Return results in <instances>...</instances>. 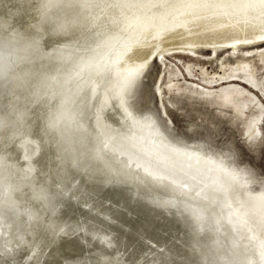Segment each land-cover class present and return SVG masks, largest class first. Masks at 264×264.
<instances>
[{"label": "rangeland", "instance_id": "rangeland-1", "mask_svg": "<svg viewBox=\"0 0 264 264\" xmlns=\"http://www.w3.org/2000/svg\"><path fill=\"white\" fill-rule=\"evenodd\" d=\"M218 1H220V0H216V1L214 0L213 3L216 4ZM172 2H173V0H172ZM177 3H181V2L178 0H175L173 2V5L177 4ZM38 4H39V0H0V26H2L4 29L7 30L6 33L3 34L2 43L7 44V41L11 40L13 37H16L17 40L19 41V42H14L13 45L8 46L7 48L0 47V56L5 55L7 57H11L14 54L13 52H18L15 50H21V52H23L22 57L26 55V53L28 52V51H25L27 41L22 39L21 37L23 36L24 33H26L29 30L30 25L41 23L40 20H42V17L40 16V13L37 11ZM173 5H172V7L171 6L170 7L165 6V8L163 7L164 9L161 8L160 9L161 11H159V13L161 12L160 15H158L159 14L158 13L155 16H153V15H151V13H149L148 17L146 16L147 18H144V19H142V18L145 16V15H143V13L147 12L146 9H142V10L132 9L131 13H128L129 10L126 9L125 12L128 13L129 18L133 16L132 15L133 13H136L137 16H140L141 19L139 18L138 20L142 22L141 23V24H143L142 28H144L145 26L148 27V35L147 36H148V39H149V37H152L151 39H153V42L151 43V45L153 46V45L161 44L160 41L165 39V37H167V36L169 37V35H167V34H163V35L161 34V36H159L160 35L159 31H160L161 27L165 28V29L161 28V31L166 30L165 32H168L167 31L168 29L169 30L171 29L169 32H174L176 29L177 31H175L174 33L179 32V33H184V34H187V33L189 34V32L191 33L192 31L193 32L195 31V29H194L195 25H194V28H190V27H187L186 25H184L185 22L191 21V19L192 20L194 19L193 18V12H192V14H190L191 11L187 12L188 10H186V9L183 10V7H182V11H180L178 9L175 11L174 8H176L177 6H175V5L173 6ZM166 7H168V8H166ZM216 7L218 8V5ZM169 8H171L170 9L171 11L169 10ZM172 8H173V10H172ZM166 9H167V11H165ZM55 11H56L55 9H52V12H50V14H53V12H55ZM110 11L111 10H109V12ZM153 11H155V10L153 9ZM162 12H164V15L162 14ZM166 12H169V14ZM137 13L140 15H138ZM93 14L95 17L99 18V19L93 20V23H96V24H98L100 22L103 23L102 21L105 20V18H106V13H102V12L100 13L99 10H93ZM117 15L120 17V19L122 18V16H120L119 13H117ZM149 15L151 16V18L149 17ZM263 15H264V13H263ZM147 19L149 22L147 21ZM155 19H157V21ZM1 20H2V22H1ZM125 20H124V17H123V19L120 20L121 23L123 21L124 22L122 24H120L121 27L117 28L116 33L114 31L115 34L113 32L109 33L110 36H112L114 38L110 37L108 34V36L113 40H111L109 37H108L109 39L107 37H105L104 38V44H102L103 46L95 48L96 51H94V52H97L98 53L97 55H99V53L101 54V52H106L108 50H112L114 47L115 48L112 51L113 52H114V50H115V52L121 51L120 54L123 53L124 50H125L124 51L125 53L128 52V50L130 51V49L128 48L129 45L131 44V42H134V40H136V38H138L139 35H142V33H141L140 29L137 30V29H135V27L131 26V28L130 27L128 28L124 24ZM144 20H146V21H144ZM170 21H172V22H170ZM176 21H177V23H176ZM155 23H156V25H155ZM171 23L172 24L175 23V25H172V26L169 25ZM185 24H187V23H185ZM149 25H150V27H149ZM164 25H166V26H164ZM152 27H154L155 29ZM186 27L188 29L189 28L190 29L188 30ZM132 28H134V30ZM43 29L44 28H41V31H40V37H41L40 46L41 47L44 46L45 48H47L45 50V52L43 53V54H45V57H47V55L51 56L49 54V52L52 53L53 50H51V49L54 47L57 48V46H58L59 48H57V49H61V48L68 47L69 42H70V44L74 43L73 41H72L73 43H71V41H69V40H62L59 43H57V40L59 38L55 37V36H49V34L47 32L43 31ZM181 29H182V31L180 32ZM192 29H194V30H192ZM151 30L153 32H151ZM131 31H132V34H131ZM137 32L138 33L140 32L139 35L137 34ZM46 33H47V35H46ZM165 35H167V36H165ZM220 35L224 36L223 34H220ZM162 36H163V38H162ZM130 37L133 38V40ZM121 39H123V40H121ZM108 40H110V41H108ZM113 41H114V43H113ZM166 41H167V43L172 42V41H174V38H173V40L168 39ZM105 42H107V43H105ZM117 42H119L120 44ZM154 42H155V44H153ZM255 42L257 43L258 41H255ZM255 42L254 43H253V41L249 42V43L243 42V43H245L244 46H243V43L239 42L238 44L241 45L242 47L237 45L240 48H237L236 50L229 49L228 47H230V45L228 44L227 46H221V47L217 48L216 51H214V52L211 51L210 49L200 48V45H195V47H192V50H191V48L181 47L182 44L179 45L180 47L177 46L178 44H176L175 46L172 44L173 46H170V48H168V49H164L165 51L163 50L162 53L161 52L160 53L155 52V54L153 53L152 56L150 57L151 59L149 58L147 63H151L153 58H155L156 63L159 65L160 78L157 79V81H156V84H157L156 91L161 93L160 99H163L164 96L167 95L171 89H174L178 93H183L185 96L188 97L190 103L193 100H196L197 102H199L200 98L211 97L213 100H215L218 104L221 105V107L216 110L217 116L220 119H222L223 121H225L226 123L232 124L231 127L225 128V134L228 135V137L230 139L233 137V135L240 136V137L244 138L245 140H247L253 136L254 137H260L262 132H264V111H261L259 106H257L256 109L253 110L250 107V101L253 99V97L248 95L244 91L245 88H251L253 92H259L260 89L257 86L251 85L249 82H246L242 77H240V76H245V75L248 76L249 75V76H251L252 80H255L257 85H258V83H264V71L259 72L260 79H259V81L257 80L258 69L264 68V47H261V45H264V40H260V43L258 42L257 44H255ZM108 43L114 47L112 48ZM251 43H253V44H251ZM107 44H108V46H107ZM73 45L75 46V43ZM104 46H105V48H104ZM106 46L107 47L110 46L109 47L110 49L106 48ZM186 46H189V45H186ZM256 46H258V47H256ZM18 47L24 48V49H20ZM92 47L94 48L95 46H92ZM72 48L75 49L74 47H72ZM119 48L120 49L122 48V49L120 50ZM105 49H106V51H105ZM116 49H118V51ZM247 49H250V51H244ZM41 51H44V50L41 49ZM46 51H48L47 52L48 54L46 53ZM76 51H74V55L75 54L78 55V54L83 53V50H76ZM78 51H79V53H78ZM89 51H92V50H88L86 52L88 53ZM21 52L20 53L18 52L19 53L18 55H21L22 54ZM24 52H25V55H24ZM29 52H31V51H29ZM53 53H52V55H54ZM114 58L116 60H119V61L121 60V58H118V59H117V57H114ZM108 60L105 59L106 63L104 62V60H103V62L102 61L99 62L97 64L98 66L96 64L94 65L97 67L100 66V68L93 69L94 67H91L90 66L91 64H88L90 67H85L86 72H89V73L90 72H92V73L96 72V75L93 74L94 79L97 76H100V78H99V81H100L99 84L100 85H98V88H97L98 93L96 92L95 97L97 94L99 96V93L102 92V90H103L104 94L100 93L99 97H101L102 95H103V97L104 96L105 97L104 98L102 97L101 99L98 97L97 103H99V104H97L96 101H94V100H97V98H95L94 96L92 97V99H93L92 102H94L93 105L96 104V107L97 106L100 107V105H103L100 108L98 107L99 110H98V108H96L98 111L97 114H99V115H97V116L92 115V114L96 113L95 112L96 109L93 107L92 109L94 111H90L89 113H87L88 118L86 119L85 115L82 114V108L80 106L78 107V105H75V104H70L71 106L70 105H68V106L70 107V109H72V111H73L74 107L79 109L78 110L75 108L77 111H75V109H74V113L77 112L78 114H80V120L83 121V119H84V121H83L84 124H85V121H87L90 124L89 125L86 122L87 123V124H85L86 128L88 129L89 126H90L89 130H92V128H94L93 130H95V133L97 136H99V138L101 136L105 137L103 132L104 133L107 132L110 135H115L119 131V134H122L120 136L124 137L125 140H126L127 136H129L128 137L129 139H128V141L126 140V142L127 143L130 142L129 143V144H131L130 147L131 146L133 147V143H134V150H137V148H139V150L143 149V151H142L143 154L144 153L147 154L146 152H148V153H150V156H152V155L156 156L157 153H153L154 149H152L151 147L153 146V148L159 149L160 147H163L166 144L164 142L162 143V141H161L162 138L159 136V134L157 132L156 125L152 122V120L150 121V118H144L143 116L136 115V114L132 113L131 110L127 107L128 83H127V85L126 84L124 85L123 90H122V87H123L122 84H119L123 80H120L118 78V80L121 81L118 83L119 84L118 90H116V87H118L117 83L111 84V82H112L111 79L113 78V76H110L111 73L108 71V70H110L109 67L112 66L113 63H114L113 65H116V63L118 64L119 61H116V60L114 61L113 59H112L113 60L112 61L110 59L108 62ZM17 61H18V59H17ZM64 61H65L64 64L66 66H68V60H64ZM23 62L25 63V60H22V63L19 62L20 67H23ZM60 62L63 63V60L59 61V63ZM99 64H101V65H99ZM60 66H62L61 63H60ZM112 67H114V66H112ZM102 68H104L106 71ZM98 69H99V71H98ZM66 70L67 71H65V74L68 72V67ZM16 71H19V68H17ZM103 71H105V72L103 73ZM232 74H235L236 76H232ZM58 75L59 76L61 75L60 71L52 72L50 74V76L53 79H55V81L52 78L48 79V81L50 80V83L47 81L48 87H46V89H45L50 102L54 103V104H59L60 100L64 96H72L74 93H75V95H77V92H75V90L73 93V88H72V83L70 82V78L68 76L66 77V75H68V74H66L64 76L65 81H64L63 77H62V79H63L62 81H60L61 79L58 80V77H59ZM107 75L110 76L111 79L110 78L108 79ZM228 75H231V77L229 76L228 78L218 79L221 76L227 77ZM114 77L116 78V76H114ZM90 78H92L91 75H90L89 79L84 81L85 83L83 82V84H82L83 86L81 85V87L84 88L83 89L84 91L79 92V93H82V94L78 93L77 96L73 95L72 96L73 99H75L77 97H78L77 99H79L85 93L88 94L89 88H90L89 84L92 82L91 80L93 79L92 78L90 80ZM136 78L138 79V77H136ZM51 80H52V82H51ZM86 81L88 84L86 83ZM89 81H91V82H89ZM102 81L105 83L102 84L103 83ZM106 82H107V84H106ZM109 82H110V84H109ZM58 83H60V84H58ZM151 83H152V80H151V78H149L148 84H151ZM51 84H52V89H51ZM55 85H57V86H55ZM105 85H106V87H105ZM111 85H112V87H111ZM114 85H116V86H114ZM161 85L163 86L162 89L160 87ZM125 86H126V89H125ZM113 87H114L115 91H114ZM120 88H121V91H120ZM107 89H110V91ZM189 89H191V92L188 91ZM202 90L207 91L209 94L207 95L206 93L205 94L202 93L201 92ZM69 91L70 92L72 91L71 92L72 94ZM107 92H109V93H107ZM122 92L123 93L125 92V93L123 94ZM68 93H69V95H68ZM113 93L114 94L118 93V94L114 95ZM109 94H111V96H110L111 98L109 97ZM53 96L56 97L55 100H52ZM117 97H119V98H117ZM5 98L6 99L3 100V103L4 104L6 103V105L9 103V99H11V98H12V101L15 102L14 101L15 97L11 96L10 93ZM105 98L106 99L108 98V99L106 100ZM112 102H113V104H112ZM103 103H105V104H103ZM107 103H108V105H107ZM73 105H74V107H72ZM228 106H230V107H228ZM107 107H109V108H107ZM106 109H108V110H106ZM207 109H208L207 113L205 114V117H204L206 122L210 118H214L212 106L208 105ZM102 110L105 112H103ZM106 111H108V113ZM103 113H106L108 116L106 114H103ZM30 114L32 115V113H30ZM30 114H29L30 120L28 123L29 125L25 126V132L31 131L32 129L35 128V126L38 123L41 122L40 119L37 118V116H33V115L31 116ZM50 114H51V112L46 113L42 117V119L44 121H46L47 116ZM105 115H106V117H105ZM89 116H90V118H89ZM92 116L96 117L97 119H98V116L99 117L103 116V119L105 121L106 120L107 121L105 122L102 118H101L102 120L98 119V121L99 120L102 121V126H101V122L99 121V123H98L97 119L95 120V118H93ZM131 118H133V121ZM134 118L136 119L135 120L136 122L134 121ZM91 119H93V121ZM143 119L145 121H143ZM147 119H149V121ZM94 120L96 121L95 122L96 124L94 123ZM140 120H141V123L140 122L138 123L137 121H140ZM237 120L240 121V123L238 125L234 123ZM103 121L105 122L106 125L110 126V127L108 126V130H107V126L105 124H103ZM150 122H152L153 127L151 126L152 124ZM134 123H135V125H134ZM142 123H146L150 127L148 128L147 125H146L147 127H144V125L142 127V125H141ZM93 125H94V127H93ZM96 125H97V127H96ZM113 125L117 129L114 128ZM132 125H134V126H132ZM137 125H138V127L140 125L141 128L139 129L137 127ZM251 125H252V127L255 128V131H254V133L249 134L248 128L249 127L251 128ZM103 126L105 128L104 129L102 128V131H101V129H99V128H101ZM127 126H129V129ZM136 127H137V129H136ZM154 127L156 128V130L154 129ZM95 128L97 129V131ZM112 128H114V129H112ZM145 128H147V129H145ZM130 129L134 130V131H132L133 133L130 132L131 131ZM150 129H152L153 131L152 130L149 131ZM114 130H115V132H114ZM136 130H138V132L139 131L143 132V134L140 132L136 133ZM143 130H145V132L147 130L148 131H147V133H145ZM154 130H155V133H154ZM127 131L129 133V135H125V134H128ZM246 131H248V132H246ZM113 132L115 134H113ZM134 132H135V137H134ZM10 134H9V136L11 137L12 134L11 135ZM136 134H137V137H140L141 135H144V137L142 136L143 138L140 137L138 139V138H136ZM145 135H148L149 138L148 137L146 138ZM150 135L153 139L152 141H151ZM57 136H58V133H57ZM130 136L132 138H130ZM102 137L100 138L101 141L103 140ZM158 137H160L159 138L160 141L158 140ZM19 138L15 142V147L13 146L11 138L8 140H5L3 142H0V161L4 162L9 169H12L13 171L17 172L18 175H22L27 171L26 174L28 176L30 175L31 177L30 176L29 177L33 181H36V179L37 180H43V177H45V179H48L49 175L50 176L54 175V172L57 171V169H55V168H57L58 165L62 166V162L59 159L56 160V158H58V157L54 153L45 152V155L41 154V145H40L39 140L35 136L22 135V136H19ZM144 138H146V139H144ZM47 139L48 138L45 137V144L47 143ZM140 139H141V141H140ZM133 140H135V141L133 142ZM137 140H138V143H137ZM146 140H148V142H146ZM155 140H156V142H155ZM154 142L156 143L157 147H154V145H155ZM159 142H160V145H158ZM137 144H138V147H136ZM141 145H143L144 147ZM150 145H151V147H149ZM161 145H163V146H161ZM158 146H160V147H158ZM1 148H2V150H1ZM177 148H179V149L185 148L184 150H186V151L198 149V151H200L202 153V155L204 154V156H203L204 158H208L209 156H212L211 153H206L205 151H202L200 149V147H198L197 142H189L186 145L185 144L178 145ZM32 149H34V150H32ZM161 150H163V149H161ZM161 150L159 149V150H156L155 152L158 151L160 156L159 155H157V156L161 157L162 158V159L160 158L161 160L164 159L163 160L164 164L167 163V165H171L170 163H172V162H170V161L174 162V160H175V163L180 162V164H182L183 166H185L184 164H187L183 160L185 158H181V157H183L182 154H180V155L176 154L177 158L175 155V157L173 156L172 158L167 159L165 156V153L162 152ZM31 152L33 154H30ZM162 153H164L163 154L164 156L162 155ZM28 154L31 155V157L26 156ZM36 154H37V156H36ZM124 155H125V153H124ZM148 155L149 154H147L145 157L147 158ZM18 156H20V158ZM118 156L120 159H117ZM118 156L116 157V159L120 160V161L121 160H123L124 162L136 161L135 159L134 160H128L129 159L128 154H127V156L125 155L126 156L125 160L127 159V161L122 159L124 156H121V155H118ZM51 157H53V158H51ZM50 158L52 160H50ZM165 158H166V160H165ZM31 159H33V160H31ZM38 159H39V161H38ZM44 161H47V162L45 163ZM50 161L52 162V164ZM182 161H184V162H182ZM33 162L35 164H33ZM38 162H40V163L43 162L45 165L43 163L42 164L39 163V165H37ZM57 162H60L61 165L57 164ZM136 162H138V161H136ZM133 163L135 164V162H132V165H133ZM24 164H25V166H24ZM47 164L50 165V167ZM52 166H53L54 170L52 169ZM133 168H135L134 165H133ZM161 168H160V171H161V174H163L161 176H162V179L165 180L162 182L163 183L165 182L166 184L165 183L163 184L161 182H160L161 184L157 183L159 185V187H157V188H161V189H156V195H155L154 199L159 200L162 198H167L168 196H171V195H174V196H171L173 198H182V199L186 198L187 199L188 196L194 195V193H191L188 188L180 189L177 186H175V184H173L171 182L172 179L170 180V178H169V177L172 178V176H170L171 172H169V170H167L165 167H164V169L163 168L161 169ZM166 170L169 173L166 172ZM172 170L175 171L176 169H172ZM47 171H49V172H47ZM51 171H53V173ZM140 172H141V175L144 173V171H140ZM180 172L183 174H181ZM43 173H44V175H42ZM166 173H168V174H166ZM178 173L179 174H177V175L180 178L185 176L184 171H179ZM37 175H38V177H37ZM164 175H165V177H164ZM218 175H224V173L221 172V173H218ZM100 177L99 178L101 180L106 179V177L104 179H102L103 176H100ZM145 177L146 176H144V178ZM151 177L152 176H150V177L148 176L147 178H151ZM155 177L158 178L157 176H155ZM197 177H198V179L192 180L194 182L192 184H196V182L198 180L200 181L199 176H197ZM226 177H228V176H226ZM69 180L67 181V183L69 184V188L65 191L64 197L62 199L53 198L51 203H45V206L47 208L49 207L47 210H45L46 209L45 206H44V209H43V207H42V209L39 208V209H41V211L39 210V212L37 211L38 208H37V210L35 208V214H34V208L33 207L32 208L28 207L26 209L21 208L22 211L28 212V210H29L31 213L34 214V215L30 214V212H29V214H30L29 216L26 214V216L29 217V220L33 216V219L36 217H39L40 220L42 218L41 221H43L45 219L44 221H46L48 224H58L60 226L61 231L59 232L57 237H53V241H51L52 240L51 238H50L51 239L50 241L49 240L47 241L45 238L41 239L43 237V236L41 237V234H38L36 231L30 229V236L27 235V236L23 237L24 241L22 240V245H23V243H26V244H24L25 247H24V245L23 246L21 245L22 247L19 248L20 252L19 251L18 252L20 253V255H18L19 253L18 252L16 253L15 252L16 249H14L12 247L10 248L9 251H7L9 248H7L5 246L3 247L4 250L0 249V253L3 254V253H5L4 251H6L7 252L6 254L10 255V256L14 254L12 252H15L17 256L15 254H14V256H16V258L17 257L20 258V260L18 258H17V260H16V258H14L13 260L8 259L11 257H8V258L6 257V259H5L4 254H3L2 256L4 258H0V260H1L0 264H6L9 260H11L10 262H13V263L9 262L8 264H15V263H17L16 261H21V262L23 261L22 264H52L53 262L55 264H98V262H99V264H160L161 258L158 255V249L161 246H167L170 249L168 256L171 258V261L173 262V264H193L194 261L196 262V264H205L204 256L202 255L201 248L199 246H197L196 250L193 251V242H192L193 231L195 230V231L200 232L202 237L205 235L207 237H209V239L205 240L204 243L207 244L209 248L215 249L219 244H223V243L227 242L224 238L221 237L222 236L221 232H223L225 229V233L228 235L230 233L229 229H231V227H232V221L225 220V218H224L225 210L230 208V209H232L231 210V213H232V212H235V210H236L235 208L238 207V204L235 203V201L231 198V196L229 195V193L227 191L223 190L222 199H225L227 201L228 207H226V205L222 206L220 204L222 199L216 198V196H214L211 193V191L210 192L208 191V189L211 190L210 187L206 188V187L198 186L199 188L197 190H200V188L203 189L201 197H198V198L195 197L194 199L189 200V202L192 204H194V202L202 203L205 206L206 210L207 209L208 210H207V212H206V210H203V211L201 210V214L200 213H199L200 215L198 214V216H199L198 219H196V216L192 215L194 217V220H193V218L190 217V214H189V213H192L191 210L194 209L193 207H190V211L187 215V218H185L184 216H180L178 212L174 215L173 213L175 212V209H168L167 210V208L158 207L150 201L149 202H139L137 199V196H136L135 188H133L132 190H129L127 188V186L119 185V184H113V183H110L108 180L105 181L104 188L106 190L107 189H113V190L118 189L119 194L123 197V198L119 197L122 201H120L119 204L118 203L116 204L114 202H116L117 199L116 198L113 199V196L109 195L110 191L109 192L104 191V190L102 191L101 188L97 187V186L101 185L102 182H104V181H101V183H100L98 177H96V179H95V177L93 178L94 183H93V180L88 182V180H91L90 178H88V176H85V177L84 176H81V177L78 176L74 180H71L70 178H69ZM226 180L229 182L230 186H233V187L238 186L237 182L234 181L233 179L226 178ZM240 181L242 182V183L239 182L241 184L245 183V181H243V180H240ZM96 182H97V184H95ZM167 183H169V184H167ZM88 184L91 186H89ZM170 184H171V186H170ZM94 185L95 186L97 185V186L95 187ZM30 187H32V185H30ZM95 188H97L96 192H95ZM228 188H229V186L224 187V189H228ZM89 189H91V190H89ZM263 190H264V187H261L259 185L247 184L246 187L243 189V194H245L244 198L247 199L249 196H252V195H254L258 192H261ZM101 191L107 192L108 194L101 193ZM181 191H183L187 195L184 197H181ZM94 192H95V194H94ZM73 193H75V194H73ZM90 193H91V195H90ZM85 194H87L88 196L84 198ZM92 194H94V196ZM98 194H101V195H98ZM206 194H208V195H206ZM203 195L205 198L208 197L207 198L208 200H206L204 197H202ZM89 196H92L93 198L94 197L95 198L93 199L92 197H89ZM100 196H101V198H100ZM104 196H105V198H104ZM115 196H117V195H115ZM102 197L104 198V200ZM109 197H111V199ZM86 198H88L87 199L88 205H86L84 203ZM90 198H92L91 200L93 202L90 201ZM97 199H99V200L101 199V200L99 201ZM201 199H205V200H201ZM97 201L101 202V205L103 204L104 206H106L105 209H104V207L102 209V211L103 210L106 211L105 213L103 212V214H105L106 216L108 215L109 217L110 216L114 217L115 220L113 219V221H112L113 227H104L105 225H103L101 223V220H99V218H98V221H99V224H98L97 217L95 215H94V217H91L92 215L90 213H94L95 212L94 210H96V212H97V210L98 211L101 210V209H99L100 203ZM109 202H111V204H109ZM211 202H213V203H211ZM89 203L91 206H89ZM93 203H95V204H93ZM107 203L109 204V206H107ZM218 204L221 206L219 207ZM110 205H112L111 209H110V211L108 209V212H107V207L110 208ZM208 205H210V206H208ZM88 206H89V208H88ZM94 206L97 208L94 209ZM113 206L114 207L117 206L115 208L122 207L121 209H123L124 212H123V210L121 211V209H117V210L115 209V212H114ZM211 206H214V207L212 208ZM229 206H231V207H229ZM91 208H93V209H91ZM130 208L131 209L133 208V209L131 210ZM130 210H131V212H130ZM221 210H224V212H221ZM43 211H46V214ZM211 211H213V212H211ZM241 211H243V210H241ZM41 212L44 213L43 216H42ZM112 212H114V213H112ZM215 212H216V214H214ZM37 213H39L40 215ZM218 213H219V215H218ZM115 214L117 215V219H116ZM121 214H123V216H121ZM210 214H211V216H210ZM85 215L88 217H86ZM118 215H120V216H118ZM214 215L217 218L219 217L220 220L224 221L221 225H219V229L217 230L218 232L212 231L208 227L205 228L206 225L210 226V227L213 226V225H211L212 223L208 224L205 221V219L212 217V216L214 217ZM227 215H228V217H230L229 214H227ZM236 215L239 216L240 213H236ZM82 217H85V218L83 219ZM22 218H24V217H22ZM91 218H95L96 220L91 219ZM234 218L235 217H233V219ZM85 219H88V220L86 221ZM23 220L26 222V219H23ZM33 222H34V220L32 221V223ZM93 222H95V224ZM199 222L201 223V225ZM32 223L29 222V224H32ZM89 223L91 224L90 227H89ZM26 224H28V223H26ZM93 224L96 226H94ZM224 224L225 225L228 224V226L227 225L225 226ZM92 225H93V227H92ZM98 225H99V227L101 226L100 227L101 229L99 228L100 230L98 229ZM102 226H103V229H105V230L102 229ZM95 227L97 230L95 229ZM237 227H239V226H237ZM13 228H14V226H13ZM72 228H74L75 231H73ZM88 228H89V231H88ZM226 228H227V230H226ZM71 229H72V232H71ZM121 229H123V231H121ZM14 230L16 231V229H14ZM94 230L98 233V235H96V232ZM90 231L92 233H94L95 235H92V233ZM250 231L251 230L245 229L244 232L246 233V235H247V233H249L248 235L251 236L252 243L253 244L255 243L254 247L248 241L246 242V240H242V241H240L241 248L243 247L242 244H245V242H246L245 245H247L248 248L253 247L254 250L251 248L253 250L252 252L255 253V255H257V256H255V260L257 261V264H259V263L261 264V262H259V257H258L259 251L256 248H257V243H258V248H259V245H260L259 243H261V240L264 239V235L258 233L255 229H252L251 232ZM31 232H33V235L34 234L35 235L33 236ZM69 232H71V233H69ZM65 233H67V235H65ZM234 234L235 233H231V235H233L234 238L238 239L239 236L237 234H235V235ZM14 237L17 238L16 235ZM58 237H60V238H58ZM69 237H73V239H70ZM91 237H92V239H91ZM24 238H26L27 240ZM58 239H60L61 240L60 242H63V243H58L57 242V241H59ZM63 239H65V240H63ZM77 239H80V240H77ZM96 239H98V240H96ZM30 240H31V242H30ZM73 240L75 243L73 242ZM27 241L30 243H28ZM38 241L39 242L42 241V242L39 244ZM256 241H257V243H256ZM27 243L29 244V247H28ZM45 243H47V247L44 246ZM153 243L156 244V246L158 247L156 252L152 251L150 248H148L146 246V244H153ZM31 244H32V246H31ZM59 244H61V245H59ZM73 246H75L76 248ZM81 246H83V247H81ZM27 247H28V249H31V251H29L27 249L25 250V248H27ZM21 248L23 251L25 250L26 252L25 251L23 252L21 250ZM65 248L67 251L65 250ZM71 248H73V249H71ZM78 248H80V249H78ZM241 250H243V248ZM10 251H11V254H9ZM57 251H58V253H57ZM28 252H29V257H28L29 260L27 262H24V260H22V259L23 258L25 259V257H26L25 254H27ZM65 252H67V253H65ZM21 255H23V256H21ZM46 255H47V257H46ZM57 255H58V257H56ZM14 256H12V257H14ZM19 256H21V257H19ZM14 261H15V263H14ZM21 262H19L17 264H21Z\"/></svg>", "mask_w": 264, "mask_h": 264}, {"label": "snow or ice", "instance_id": "snow-or-ice-1", "mask_svg": "<svg viewBox=\"0 0 264 264\" xmlns=\"http://www.w3.org/2000/svg\"><path fill=\"white\" fill-rule=\"evenodd\" d=\"M181 2L201 6L211 4L214 0H181ZM245 2L259 4L264 9V0H245ZM171 4L172 0H39L37 11L42 17L41 23L30 25L29 30L21 37L27 41L25 51L31 50L30 54L35 58L32 60L21 58L26 62L20 67L15 58L0 56V142L11 138L14 146L19 136H35L40 141L42 155L45 152H52L62 162V166H57L55 174L48 179L33 181L26 173L18 175L0 161V221L10 220L15 226L14 235L17 238L22 239L29 235L30 229L49 241L59 234L61 229L58 224H48L39 217L34 218L32 224H26L20 210L28 207L39 209L45 203H51L53 198L62 199L69 188L67 183L69 178L74 180L78 176H88L90 179L107 177L110 183L127 186L129 190L135 188L139 202L150 201L158 207L175 209L174 215L178 212L185 218L190 211L188 201L201 197L203 189L197 190V184L189 183L195 180V177L188 176L187 173H185L187 179L178 177L177 173L183 169L175 162L164 165L163 160L158 156L145 158L142 150H133L134 146L130 147L119 132L115 135L105 132V139L101 141L95 131L87 129L78 115L68 107L70 104L80 106L82 114L88 118L87 113L95 105L89 104L87 93L78 100L73 99L72 96H64L59 104H54L50 102L45 91L48 79L52 78L50 74L60 70L59 61L70 59L75 50L95 51L93 45L101 47L104 38L120 27L121 21L117 13L128 19L126 9H147L143 15L147 16L151 13L154 16L161 8ZM52 9L56 11L50 14ZM93 10L106 13L103 23H93V20L99 19L94 16ZM132 15L136 19L140 18L136 13ZM42 27L50 36L59 38L57 43L70 40L75 43L76 48L68 46L55 49L54 55L45 57L40 49ZM6 31L0 26V47L4 48L19 42L13 37L7 41V44H3V34ZM36 53L40 54L36 56ZM149 55L147 51L136 49L129 56L130 60L145 63L140 64L135 70L138 79L133 78L128 81L127 107L136 115L151 118L166 145L178 150V145L197 142L202 151L212 154L217 167L238 184L237 187L229 186L228 189H224L238 204L235 212L229 214L230 218L235 217V220L232 221L230 233L224 237L227 242L219 244L215 249L209 248L204 243L209 237L206 235L202 237L200 232L194 230L193 251L197 246L201 248L205 264H256L255 253L247 245L243 246L242 251L240 241L251 240V237L245 235V229H255L264 235V197L249 196L245 199L243 189L247 184L264 187V132L260 137L253 136L247 140L236 135L230 139L225 134V128L231 127L232 124L226 123L217 116L216 110L221 105L211 97L200 98L199 102L193 100L190 103L183 93L171 89L163 99H160L161 93L156 91L160 68L155 58L151 63H147ZM17 68L19 71H16ZM260 71H264V68L258 69V81ZM149 78L152 80L151 84H148ZM160 87L162 89L163 86ZM257 87L260 89L259 92H253L251 88H245L244 91L253 97L250 107L255 110L259 106L260 110L264 111V83H258ZM76 91L78 94L84 90L80 84H76ZM90 91L95 92V89ZM188 91L191 92V89ZM9 93L15 97V102L9 99L6 105L3 100ZM96 98L98 99V94ZM55 99L56 97L53 96L52 100ZM208 105L212 106L214 118L206 122L204 117ZM48 112L51 114L44 121L42 117ZM29 113L37 116L41 122L31 131L25 132V126L30 120ZM234 123L238 125L240 121ZM45 137L48 138L46 144ZM124 153L128 154L130 160L140 161L136 163L135 168L132 162L126 163L116 159L117 155ZM162 166L171 172L173 184L180 189L188 188L194 196L166 201L154 199L156 189L159 187L154 183V171ZM141 168L144 169L145 175L152 176L153 180L144 178L139 171ZM240 180L245 183H239ZM186 195L181 191V197ZM214 196L222 199L221 191L214 190ZM84 203L87 204V200ZM100 208V212L91 214L97 216L106 227H113V217L103 214V205ZM236 213L240 215L237 216ZM231 233L237 234L239 239L234 238ZM44 246L47 247V243ZM146 246L154 252L157 251L154 243ZM169 252L167 246L159 247L160 264H173L168 256ZM2 255L0 253V258ZM259 255L261 264H264V239L259 245ZM193 264L196 262L194 261Z\"/></svg>", "mask_w": 264, "mask_h": 264}, {"label": "bare ground", "instance_id": "bare-ground-1", "mask_svg": "<svg viewBox=\"0 0 264 264\" xmlns=\"http://www.w3.org/2000/svg\"><path fill=\"white\" fill-rule=\"evenodd\" d=\"M175 0H173V2H174ZM178 1H180L181 2V0H178ZM216 1V0H215ZM173 2H172V5H173ZM38 3V2H37ZM23 4V3H22ZM215 3H211V4H208V5H201V6H196V5H194V4H191V3H189V2H181V3H177V4H174L175 6H177L176 8H174L175 9V11L178 9V10H180V11H182V7H183V10H188L187 12H189V11H191L190 12V14H192V12H193V20L191 19V21H187V22H185V23H187V24H185L184 23V25H186L187 27H190V28H194V25H195V31L193 32H189V34L187 33V34H184V33H174L175 31H177L176 29H175V31L174 32H169L170 30L168 29L167 31L168 32H165L164 30L163 31H161V28L162 29H165L164 27H161L160 28V31H159V36H161V34L163 35V34H167V35H169V37L167 36V35H165V36H167V37H165V39H163L162 41H160L161 42V44H158V45H151V43L153 42V39H151L152 37H149V39H148V27H144V28H142V25L143 24H141L142 22L141 21H139L138 19H136L134 16H132V17H130V18H128V19H124L125 20V25L129 28H131V26L132 27H135V29H140V31H141V33H142V35H139V33L137 32V34L139 35V37L138 38H136V40H134V42H131V44L129 45V49H130V51L128 50V52H124L123 51V53H121L120 54V52H115V50H114V52L112 51L115 47L114 46H111L109 43V45L113 48L112 50H108V51H106V49H105V51L106 52H101V54L99 53V55H97L98 53L97 52H94V51H89L88 53L85 51L84 52V50H83V53H81V54H73V56L70 58V59H67L68 60V66H66L65 64H64V60H63V63L62 62H60L61 64H62V66H60V76L58 77V80H60V81H62L63 79H64V76L66 75V74H68V75H66V77L68 76L69 78H70V82L72 83V88H73V93H74V90H75V92H77L76 91V84H80V85H82L83 84V82L85 81V80H87V79H89V77H90V75H91V77L93 78H90V80L92 81H89V82H91L89 85H90V88H89V92H88V96H89V103L90 104H93L94 102H92V97L94 96L95 97V94H96V92H97V88H98V85H100L99 84V78H100V76H97L95 79H94V77H93V74H95L96 75V72L95 73H92V72H86L85 71V67H94L93 69H96V68H100V66L99 67H97L98 65V63L99 62H103V60H104V62L106 63V61H105V59L106 60H116L114 57H117V59L118 58H121V62L119 61V60H116V61H119L118 62V64L116 63V65H113L112 64V66H114V67H112V66H110L109 68H110V70H108L111 74H110V76H113V78L111 79V77L110 76H108V79L110 78L111 79V84L112 83H114V84H116L117 83V86L118 87H116V90H118L119 89V84H122V90L124 89V85L126 84L127 85V83H128V81L130 80V79H133V78H136V76H135V70L140 66V64H142V63H145L144 61H134V60H130L129 59V56H130V54L132 53V51L133 50H136V49H140V50H142V51H147L148 53H150V55H149V57H148V59L152 56V54L154 53L155 54V52L156 53H162V51L164 50V49H168V48H170V46H175L176 44H178L177 46H179V45H181L182 44V46L181 47H184V48H191V50H192V47H195V45H200V48H203V49H210L211 51H216V49L217 48H219V47H221V46H227L228 44L230 45V47H228L229 49H233V50H236L237 48H240V47H242L241 45H239L238 43L240 42V43H243V42H246V43H249V42H252L253 41V43L255 42V41H258L259 43H260V40H264V15H263V13H264V9H262L260 6H259V4H248V3H246L245 2V0H220V1H218L215 5H214ZM172 5H171V7H172ZM173 5V6H174ZM218 5V8L216 7ZM170 7V6H169ZM165 8V7H164ZM163 8V9H164ZM166 8H168V7H166ZM181 8V9H180ZM171 8H169V10H170ZM21 10V9H20ZM147 10V9H146ZM145 10V11H146ZM155 10V9H154ZM172 10H173V8H172ZM19 11V10H18ZM136 11V10H135ZM161 11V10H160ZM163 11V10H162ZM165 11H167V9L165 10ZM171 11V10H170ZM195 11V12H194ZM51 12H52V10H51ZM141 12V11H140ZM18 13V12H17ZM53 13H55V12H53ZM101 13V12H100ZM128 13H131V10H129L128 11ZM128 13H127V15H128ZM133 13V12H132ZM166 13H168L169 14V12H166ZM165 13V14H166ZM19 14V13H18ZM138 14V13H137ZM142 14V13H141ZM161 14V12L158 14V15H160ZM162 14L164 15V12H162ZM195 14V15H194ZM131 15V14H130ZM138 15H140V14H138ZM174 15V14H173ZM129 16V15H128ZM143 16V15H142ZM155 16V15H154ZM166 16V15H165ZM147 17H148V15H147ZM146 16H144L142 19H144V18H147ZM149 17L151 18V16L149 15ZM164 17V16H163ZM187 17V16H186ZM185 17V18H186ZM39 18V17H38ZM120 18V17H119ZM166 18V17H165ZM174 18V17H173ZM121 19H123V16H122V18ZM120 19V20H121ZM141 19V18H140ZM171 19V18H170ZM8 20V19H7ZM40 20V19H39ZM38 20V21H39ZM154 20V19H153ZM156 21H157V19H155ZM185 20V19H184ZM144 21H146V20H144ZM143 21V22H144ZM147 21H148V19H147ZM152 21V20H151ZM155 21V22H156ZM174 21V20H173ZM1 22H2V20H1ZM6 22V21H5ZM36 22V21H35ZM40 22H41V20H40ZM102 22H104V20L102 21ZM124 22V21H123ZM122 22V23H123ZM149 22V21H148ZM166 22V21H165ZM169 22V21H168ZM170 22H172V21H170ZM175 22V21H174ZM184 22V21H183ZM101 23V22H100ZM121 23V24H122ZM176 23H177V21H176ZM2 24V23H1ZM6 24V23H5ZM99 24V23H98ZM150 24V23H149ZM154 24V23H153ZM152 24V25H153ZM158 24V23H157ZM151 25V26H152ZM155 25H156V23H155ZM169 25H175V23L174 24H169ZM9 26V25H8ZM148 26V25H147ZM164 26H166V25H164ZM181 26V25H180ZM120 27H121V25H120ZM123 27V26H122ZM125 27V26H124ZM149 27H150V25H149ZM178 27V26H177ZM186 27V28H187ZM43 28V27H42ZM142 28V29H141ZM152 28H154V27H152ZM172 28V27H171ZM189 28V29H190ZM124 29V28H123ZM133 30H134V28H132ZM155 29V28H154ZM167 29V28H166ZM179 29V28H178ZM188 29V28H187ZM188 29V30H189ZM194 29H192V30H194ZM198 29V30H197ZM117 29H115V33L117 32L116 31ZM153 30V29H152ZM151 30V32H153ZM173 30V29H172ZM43 31H44V29H43ZM124 31V30H123ZM130 31V30H129ZM182 31V29L180 30V32ZM191 31V30H190ZM136 32V31H135ZM161 32V33H160ZM188 32V31H187ZM113 33H114V31H113ZM114 33V34H115ZM123 34V33H122ZM131 34H132V31H131ZM220 34H223L224 36H222V35H220ZM46 35H47V33H46ZM134 35V34H133ZM152 35V34H151ZM150 35V36H151ZM50 36V35H49ZM109 36H110V34H109ZM108 35H107V38L109 37ZM117 36V35H116ZM125 36V35H124ZM132 36V35H131ZM110 37H112V36H110ZM109 37V38H110ZM127 37V36H126ZM137 37V36H136ZM108 38V39H109ZM112 38H114V37H112ZM131 38V37H130ZM147 38V39H146ZM162 38H163V36H162ZM173 38H174V41H172V42H168L167 43V41L166 40H168V39H172L173 40ZM177 38V39H176ZM111 39V38H110ZM116 39V38H115ZM114 39V40H115ZM119 39V38H118ZM132 40H133V38H131ZM155 39V38H154ZM111 40H113V39H111ZM121 40H123V39H121ZM159 40V39H158ZM70 41V40H69ZM108 41H110V40H108ZM107 41V42H108ZM119 41V40H118ZM129 41V40H128ZM131 41V40H130ZM107 42H105V43H107ZM120 42V41H119ZM119 42H117V43H119ZM124 42V41H123ZM122 42V43H123ZM257 42V43H258ZM263 42V41H262ZM71 43H73L72 41H71ZM113 43H114V41H113ZM125 43V42H124ZM128 43V42H127ZM157 43V42H156ZM253 43H251V44H253ZM256 42H255V44H257ZM74 44V43H73ZM73 44H70V42L68 43V46H72V47H74V48H76ZM104 44V43H103ZM108 44H107V46H108ZM120 44V43H119ZM118 44V45H119ZM126 44V43H125ZM153 44H155V42L153 43ZM173 44V45H172ZM185 44V45H184ZM244 44L245 43H243V46H244ZM186 45H189V46H186ZM237 45H239L240 47H238ZM63 46V45H62ZM93 46H95V45H93ZM103 46V45H102ZM106 46V48H109V47H107ZM176 46V47H177ZM248 46V45H247ZM118 47V46H117ZM180 47V46H179ZM249 47V46H248ZM256 47H258V46H256ZM15 48V47H14ZM13 48V49H14ZM18 48H20V47H18ZM57 48H59L58 46H57ZM57 48H52L51 50H53V52H54V50L55 49H57ZM94 48H96V46L94 47ZM104 48H105V46H104ZM227 48V47H226ZM17 49V48H16ZM20 49H24V48H20ZM40 49H43L44 51H41L42 53H44L45 52V50L47 49V48H45L44 46L43 47H41L40 46ZM110 49V48H109ZM120 49V48H119ZM122 49V48H121ZM120 49V50H121ZM195 49V48H194ZM101 50V49H100ZM117 51H118V49H116ZM15 51H18L19 53L21 52V50H15ZM29 51H31V50H29ZM27 52L26 53V55H25V52H24V55L25 56H23L22 57V55H23V52H21L22 54L21 55H18L19 53L18 52H13L14 54L11 56V57H9V58H15L16 60L18 59V61L19 62H21L22 63V60H24V59H21V57L22 58H27L28 60H31L32 58L34 59L35 58V56L34 55H31L30 54V52ZM76 51V50H75ZM96 51V50H95ZM165 51V50H164ZM258 51V50H257ZM48 51H46V53H47ZM52 52V53H53ZM77 52V51H76ZM82 52V51H81ZM12 53V52H11ZM17 53V54H16ZM52 53H50L49 52V54L50 55H52ZM78 53H79V51H78ZM125 53V54H124ZM40 53H36L35 55L36 56H38ZM48 54V53H47ZM53 54H55V53H53ZM45 55V54H44ZM87 55V56H86ZM3 56H5V55H3ZM48 56V55H47ZM160 56V55H159ZM123 57V58H122ZM161 57V56H160ZM159 57V58H160ZM20 58V59H19ZM151 59V58H150ZM21 60V61H20ZM109 60H108V62H109ZM112 60V61H113ZM17 61V62H18ZM19 62H18V64H19ZM26 62V61H25ZM20 63V64H21ZM60 63H59V65H60ZM88 64H91L90 66L88 65ZM97 65V66H94V65ZM23 65H24V62H23ZM88 65V66H87ZM99 65H101V64H99ZM104 66V65H103ZM67 67H68V72L65 74V71H67L66 69H67ZM105 67V66H104ZM92 69V70H93ZM102 69H104V68H102ZM91 70V69H90ZM105 70V69H104ZM98 71H99V69H98ZM106 71V70H105ZM105 71H103V73L105 72ZM92 73V74H91ZM102 73V72H101ZM107 74V73H106ZM104 76V75H103ZM114 76H116V78L114 77ZM62 77H63V79H62ZM65 77V78H66ZM102 78V77H101ZM107 78V77H106ZM118 78L120 79V80H123L122 82L120 81V80H118ZM53 79V78H52ZM105 79V78H104ZM219 79V78H218ZM54 81H55V79H53ZM102 80V79H101ZM106 80V79H105ZM104 80V81H105ZM64 81H65V79H64ZM109 81V80H108ZM49 83H50V80L48 81ZM51 82H52V80H51ZM57 82V81H56ZM103 82V81H102ZM101 82V83H102ZM119 82H121V83H119ZM64 83V82H63ZM85 83V82H84ZM86 83H87V81H86ZM105 82H103L102 84H104ZM119 83V84H118ZM58 84H60V83H58ZM88 84V83H87ZM106 84H107V82H106ZM109 84H110V82H109ZM55 86H57V85H55ZM60 86V85H59ZM83 86V85H82ZM114 86H116V85H114ZM48 87V86H47ZM103 87V86H102ZM105 87H106V85H105ZM108 87V86H107ZM111 87H112V85H111ZM121 87V86H120ZM58 88V87H57ZM100 88V87H99ZM110 88V87H109ZM51 89H52V84H51ZM60 89V88H59ZM84 89V88H83ZM87 89V88H86ZM90 89H95V92H93V91H90ZM111 89V88H110ZM110 89H107V90H109L110 91ZM113 89H114V87H113ZM125 89H126V86H125ZM101 90V89H100ZM99 90V91H100ZM106 90V91H107ZM112 90V89H111ZM128 90V89H127ZM114 91H115V89H114ZM120 91H121V88H120ZM126 91V90H125ZM70 92V91H69ZM72 92V91H71ZM70 92V93H71ZM105 92V91H104ZM202 93H204L203 92V90L201 91ZM63 93V92H62ZM98 93V92H97ZM100 93H102V94H104L103 93V90H102V92H100ZM100 93H99V96H100ZM107 93H109V92H107ZM123 93V92H122ZM125 93V92H124ZM123 93V94H124ZM11 94V93H10ZM72 94V93H71ZM70 94V95H71ZM79 94H82V93H79ZM114 94V93H113ZM118 94V93H117ZM117 94H114V95H117ZM128 94V93H127ZM201 94V93H200ZM68 95H69V93H68ZM73 95H75V93L73 94ZM72 95V96H73ZM78 95V94H77ZM77 95H75V96H77ZM208 95V94H207ZM97 96V95H96ZM98 96V97H99ZM111 96V94H109V97ZM80 97V96H79ZM82 97V96H81ZM103 97V95L101 96V97H99L100 99ZM105 97V96H104ZM103 97V98H104ZM107 97V96H106ZM121 97V96H120ZM123 97V96H122ZM78 98V97H77ZM77 98H75V99H77ZM96 98V97H95ZM111 98V97H110ZM109 98V99H110ZM114 98V97H113ZM117 98H119V97H117ZM6 99V98H5ZM12 99V98H11ZM106 99V98H105ZM108 99V98H107ZM106 99V100H107ZM115 99V98H114ZM121 99V98H120ZM8 100V99H7ZM78 100V99H77ZM103 100V99H102ZM6 101V100H5ZM15 101V100H14ZM94 101H96V103H97V101H98V99L97 100H94ZM100 102V101H99ZM101 103V102H100ZM120 103V102H119ZM6 104V103H5ZM97 104H99V103H97ZM103 104H105V103H103ZM112 104H113V102H112ZM107 105H108V103H107ZM106 105V106H107ZM116 105V104H115ZM71 106V105H70ZM101 106H103V105H100V107ZM113 106V105H112ZM121 106V105H120ZM69 107V106H68ZM72 107H74V105L72 106ZM79 107V106H78ZM99 106H97L96 107V104H95V109L96 108H98ZM99 107V108H100ZM76 107H74V109H75ZM99 108H98V110H99ZM107 108H109V107H107ZM69 109H70V107H69ZM74 109H73V112H74ZM76 109H78V108H76ZM75 109V111H77ZM103 109V108H102ZM70 110H72V109H70ZM79 110V109H78ZM101 110V109H100ZM106 110H108V109H106ZM123 110V109H122ZM91 111H94L93 109H91ZM103 111V110H102ZM96 113H94V114H92L93 116L95 115V116H97V115H99V114H97L98 113V111H97V109H96V111H95ZM103 112H105V111H103ZM107 113H108V111H106ZM125 112V111H124ZM77 113V112H76ZM89 113V112H88ZM30 114V113H29ZM103 114H106V113H103ZM31 115V114H30ZM77 115H78V118L80 119V114H78L77 113ZM102 115V114H101ZM107 115V114H106ZM106 115H105V117H106ZM32 116V115H31ZM92 116V117H93ZM108 116V115H107ZM83 117V116H82ZM89 118H90V116H89ZM93 118H95V120L97 119L96 117H93ZM103 119V116L102 117H99L98 116V119ZM142 118V117H141ZM144 118H146V117H144ZM87 119V118H86ZM85 119V120H86ZM98 119H97V122L99 123V121L101 122V126H102V119L101 120H99L98 121ZM132 119V121H133V118H131ZM138 119V118H137ZM140 119V118H139ZM92 121H93V119H91ZM90 120V121H91ZM94 120V123L96 122ZM104 120V119H103ZM136 119L134 118V121H135ZM148 121H149V119H147ZM146 120V121H147ZM83 121H84V119H83ZM105 121V120H104ZM103 121V124H105V122L107 121H105L104 122ZM131 121V122H132ZM143 121H145L144 119H143ZM150 121H151V118H150ZM87 121H85V124H87L86 123ZM110 122V121H109ZM136 122V121H135ZM138 123L140 122L141 123V120L140 121H137ZM84 123V122H83ZM148 123V122H147ZM151 124H152V122H150ZM257 123V122H256ZM84 124V125H85ZM89 124V123H88ZM92 124V123H91ZM96 124V123H95ZM133 124V123H132ZM137 124V123H136ZM150 124V125H151ZM29 125V124H28ZM90 125V124H89ZM106 125V124H105ZM134 125H135V123H134ZM134 125H132V126H134ZM142 125V127H143V125H144V127H147L148 126V124H146V123H142L141 124ZM147 125V126H146ZM88 126V125H87ZM100 126V125H99ZM107 126V130H108V126L109 125H106ZM114 126V125H113ZM131 126V125H130ZM152 127H153V124L151 125ZM86 127V126H85ZM92 127V126H91ZM93 127H94V125H93ZM96 127H97V125H96ZM110 127V126H109ZM112 127V126H111ZM128 127V129H129V126H127ZM137 127H138V125H137ZM137 127H136V129H137ZM150 126H148V128H149ZM151 127V128H152ZM89 128H90V126H89ZM88 128V129H89ZM102 128L104 129L105 127L103 126V127H101V128H99V129H101V131H102ZM114 128H116L115 126H114ZM114 128H112V129H114ZM134 128V127H133ZM139 129L141 128L140 127V125H139V127H138ZM94 128H92V130H93ZM96 129V128H95ZM110 129V128H109ZM117 129V128H116ZM115 129V130H116ZM143 129V128H142ZM141 129V130H142ZM145 129H147V128H145ZM154 129L156 130V128L154 127ZM249 130V134H252V133H254V131H255V128L254 127H252V125H251V128L249 127L248 128ZM115 130H114V132H115ZM131 131L130 132H132V131H134V130H132V129H130ZM152 129H150L149 131H151ZM155 130H154V133H155ZM258 130V129H257ZM93 131H95V130H93ZM96 131H97V129H96ZM99 131V130H98ZM110 131V130H109ZM117 131V130H116ZM144 132H145V130H143ZM148 131V130H147ZM147 131L145 132V133H147ZM153 131V130H152ZM248 131H246V132H248ZM251 131V132H250ZM113 132V134H115ZM119 132V131H118ZM140 132V131H139ZM138 132V130H136V133H139ZM101 133V132H100ZM99 133V134H100ZM110 133V132H109ZM121 133V132H120ZM123 133V132H122ZM125 133V132H124ZM127 133H128V131H127ZM133 133V132H132ZM140 133H142L143 134V132H140ZM103 134H104V132H103ZM149 134V133H148ZM248 134V135H249ZM11 135V134H10ZM57 135V134H56ZM101 135V134H100ZM110 135V134H109ZM120 135H122V134H120ZM125 135H129V133L128 134H125ZM154 135V134H153ZM144 137V135H141L140 137ZM158 136V135H157ZM102 137V136H101ZM100 137V138H101ZM129 136H127V138H126V140L128 141V138ZM134 137H135V132H134ZM140 137H137V134H136V138H140ZM142 137V138H143ZM145 137L147 138L148 137V135H145ZM150 137H151V135H150ZM103 138V140H104V138L105 137H102ZM124 138V137H123ZM130 138H132L131 136H130ZM146 138H144V139H146ZM149 138V137H148ZM159 138L160 137H158V140H159ZM20 139V138H19ZM125 139V138H124ZM135 139V138H134ZM17 140V139H16ZM22 140V139H21ZM153 139H152V137H151V141H152ZM157 140V139H156ZM156 140H155V142H156ZM130 141V140H129ZM135 140H133V142H134ZM140 141H141V139H140ZM150 141V142H151ZM160 141V140H159ZM162 141V140H161ZM23 142V141H22ZM40 142V141H39ZM132 142V143H133ZM143 142V141H142ZM146 142H148V140H146ZM145 142V143H146ZM154 142V143H155ZM8 143V142H7ZM25 143V142H24ZM130 143V142H129ZM128 143V145L130 146L131 144H129ZM137 143H138V140H137ZM144 143V142H143ZM158 143V142H157ZM162 143H163V141H162ZM2 144V143H1ZM19 144V143H18ZM147 144V143H146ZM145 144V145H146ZM149 144V143H148ZM153 144V143H152ZM10 145V144H9ZM33 145V144H32ZM41 145V144H40ZM155 145H156V143H155ZM154 145V147H157V145L155 146ZM158 145H160V142H159V144ZM164 145V144H163ZM163 145H161V146H163ZM4 146V145H3ZM133 146H134V143H133ZM141 146H143V145H141ZM14 147H15V145H14ZM27 147V146H26ZM32 147V146H31ZM132 147V146H131ZM136 147H138V144H137V146ZM144 147V146H143ZM149 147H151V145L149 146ZM158 147H160V146H158ZM147 148V147H146ZM152 149H154V151H153V153H157V155H159V153H158V151L157 152H155L156 150H161V149H163V150H161L162 152H164L165 153V156H166V158L167 159H169V158H172L173 156L175 157V155L177 154V155H180V154H182L183 155V157H181V158H185V159H183L184 161H185V163H187V164H184L185 166H183L182 164H180V162H176V164L178 165V166H180V167H182V169H183V171L185 172V173H187V175L188 176H195V179H198V177L197 176H199V179H200V181L198 180L197 182H196V184L198 185V186H201V187H210L211 188V190L210 189H208V191L210 192L211 191V193L214 195V190H217V189H219L220 191H221V195L223 196V190H224V187H228V186H230V184H229V182L226 180V178H231V179H233L231 176H229V175H227L226 173H224L220 168H218L217 167V164L215 163V159L213 158V156H209L208 158H204L203 156H204V154L202 155V153L200 152V151H198V149H193V150H184V149H179L178 148V150H176L175 148H173V147H171V146H168V145H164L163 147H160L159 149H155V148H153V146L151 147ZM23 149V148H22ZM29 149V148H28ZM137 149H139V148H137ZM1 150H2V148H1ZM26 150V149H25ZM31 150V149H30ZM32 150H34V149H32ZM133 150H134V148H133ZM142 151H143V149H141ZM145 150V149H144ZM147 150V149H146ZM150 150V149H149ZM8 151V150H7ZM146 152V151H145ZM24 153V152H23ZM27 153V152H26ZM147 154H149L147 157H149L150 156V153H148V152H146ZM152 153V152H151ZM152 153V154H153ZM164 153H162V155L164 154ZM25 154V153H24ZM30 154H33L32 152L30 153ZM47 154V153H46ZM50 154V153H49ZM147 154H145L144 153V156H146ZM44 155H45V153H44ZM125 155L127 156V154L125 153ZM124 154L123 155H121V156H124L122 159H124L125 160V158H126V156H125ZM156 155V156H157ZM161 155V156H162ZM177 155H176V158H177ZM7 156V155H6ZM13 156V155H12ZM25 156V155H24ZM23 156V157H24ZM26 156H30L31 157V155H26ZM36 156H37V154H36ZM35 156V157H36ZM48 156V155H47ZM52 156V155H51ZM118 156V155H117ZM160 156V155H159ZM158 156V157H159ZM164 156V155H163ZM9 157V156H8ZM19 158H20V156H18ZM27 157V158H28ZM129 157V156H128ZM179 157V156H178ZM40 158V157H39ZM46 158V157H45ZM51 158H53V157H51ZM50 158V160H52ZM146 158V157H145ZM161 158V157H160ZM166 158H165V160H166ZM48 159V158H47ZM57 159H59V158H56V160ZM117 159H120L119 158V156H118V158ZM162 159V158H161ZM29 160V159H28ZM31 160H33V159H31ZM35 160V159H34ZM49 160V159H48ZM47 160V161H48ZM128 160H130V158L128 159ZM134 160V159H133ZM164 160V159H163ZM172 160V159H171ZM38 161H39V159H38ZM47 161H44L45 163L47 162ZM121 161H123V160H121ZM125 161H127V159L125 160ZM170 161V160H169ZM180 161V160H179ZM184 161H182V162H184ZM24 162V161H23ZM37 162V161H36ZM51 162V161H50ZM131 162H135V164L133 163V165L134 166H136V161H131ZM139 162V161H138ZM166 162V161H165ZM170 162H172L173 163V161H170ZM174 162H175V160H174ZM30 163V162H29ZM28 163V164H29ZM39 163L40 162H38L37 163V165H39ZM43 162H41L40 164H42ZM127 163V162H126ZM172 163H170V164H172ZM33 164H35L34 162H33ZM44 164V163H43ZM51 164H52V162H51ZM57 164H60V162H57ZM189 164V165H188ZM31 165V164H30ZM45 165V164H44ZM48 165V164H47ZM61 165V164H60ZM164 165H167V163L166 164H164ZM24 166H25V164H24ZM41 166V165H40ZM43 166V165H42ZM49 167H50V165H48ZM54 166V165H53ZM53 166H52V169L54 170V168H53ZM59 166V165H58ZM30 167V166H29ZM55 167V166H54ZM26 168V167H25ZM35 168V167H34ZM33 168V169H34ZM163 169H164V167H162ZM161 168V169H162ZM40 169V168H39ZM49 169V168H48ZM55 169H57V168H55ZM44 170V169H43ZM151 170V169H150ZM42 171V170H41ZM139 171H144V169L143 168H141ZM159 171H160V169H159ZM158 170H156V171H154V176H157L158 178H156L155 177V180H154V183L155 184H157V183H163L162 181H165V180H163L162 179V176L161 175H163V174H161V171L159 172ZM165 171V170H164ZM174 171V170H173ZM27 172V171H26ZM25 172V173H26ZM44 172V171H43ZM47 172H49V171H47ZM52 173H53V171H51ZM56 172V171H55ZM55 172H54V174H55ZM166 172H168L167 170H166ZM170 172V171H169ZM168 172V173H169ZM224 173V175H218V173ZM37 173V172H36ZM42 173V172H41ZM51 173V174H52ZM141 173V172H140ZM143 173V172H142ZM168 173H166V174H168ZM181 173V172H180ZM40 174V173H39ZM46 174V173H45ZM177 174H179V173H177ZM181 174H183V173H181ZM32 175V174H31ZM42 175H44V173L42 174ZM30 176V175H29ZM50 176V175H49ZM48 176V177H49ZM142 176H146L145 175V173H143L142 174ZM170 176H171V174H170ZM226 176H228V177H226ZM31 177V176H30ZM33 177V176H32ZM35 177V176H34ZM37 177H38V175H37ZM41 177V176H40ZM81 177V176H80ZM85 177V176H84ZM148 176H146L145 178L146 179H148V180H153V178L151 179V178H147ZM150 177V176H149ZM164 177H165V175H164ZM179 177V176H178ZM89 178V177H88ZM101 178V177H100ZM99 177H98V179H99V181H100V183H101V181H104V182H102L101 183V185H99V186H97L98 188H101L102 189V191L104 190V191H110V193H109V195H112L113 196V199L114 198H116L117 200H116V202H114V203H118L119 204V202L120 201H122L119 197H121V198H123L120 194H119V191H118V189H105L104 188V183H105V181H107L108 180V178L106 177V179H104L105 177H103L102 179H104V180H101ZM162 180H161V179ZM168 178V177H167ZM170 178V180L172 179L171 177H169ZM181 178H185V179H187V177L186 176H184V177H181ZM39 179V178H38ZM41 179V178H40ZM95 179H96V177H95ZM37 180V179H36ZM43 180H46L45 179V177H43ZM72 180V179H71ZM93 179H91V180H88V182L89 181H92ZM169 180V179H168ZM169 180V181H170ZM70 181V180H69ZM98 181V182H99ZM71 182V181H70ZM87 182V183H88ZM239 182H241V181H239ZM85 183V182H84ZM93 183H94V180H93ZM160 183V184H161ZM165 183V182H164ZM163 183V184H164ZM189 183L190 184H192V183H194L192 180L191 181H189ZM242 183V182H241ZM95 184H97V182L95 183ZM162 184V185H163ZM166 184V183H165ZM167 184H169V183H167ZM89 185V184H88ZM158 185V184H157ZM208 185V186H207ZM89 186H91V185H89ZM93 186V185H92ZM95 186V185H94ZM95 186V187H96ZM159 186V185H158ZM167 186V185H166ZM165 186V187H166ZM170 186H171V184H170ZM174 186V185H173ZM176 186V185H175ZM29 187H30V185H29ZM162 187V186H161ZM90 188V187H89ZM163 188V187H162ZM175 188V187H174ZM199 188V187H198ZM197 188V189H198ZM96 189L97 188H95V192H96ZM157 189H161V188H157ZM201 189V188H200ZM89 190H91V189H89ZM94 190V189H93ZM205 190V189H204ZM101 191V193H105V194H108L107 192H102ZM112 191V192H111ZM93 192V191H92ZM95 192H94V194H95ZM100 192V191H99ZM98 192V193H99ZM94 194H92L93 196H94ZM189 194V193H188ZM227 194V193H226ZM225 194V195H226ZM90 195H91V193H90ZM98 195H101V194H98ZM108 195V196H109ZM115 195H117V196H115ZM206 195H208V194H206ZM205 195V196H206ZM245 195V194H244ZM88 195L87 194H85L84 195V198L85 197H87ZM96 196V195H95ZM107 196V197H108ZM111 196V197H112ZM115 196V197H114ZM171 196H174V195H171ZM171 196H168L167 198H162V199H159L160 201H166V200H170V199H173V197H171ZM194 196V195H193ZM253 197H264V190L263 191H261V192H258V193H256V194H254V195H252ZM89 197H92V196H89ZM99 197V196H98ZM111 197H109L110 199H111ZM202 197H204V195L202 196ZM207 197V196H206ZM213 197V196H212ZM93 198V197H92ZM92 198H90V201H92L91 199ZM95 198V197H94ZM93 198V199H94ZM100 198H101V196H100ZM103 198V197H102ZM104 198H105V196H104ZM104 198H103V200H104ZM198 198V197H197ZM205 198V197H204ZM208 198V197H207ZM207 198H205L206 200H208ZM214 198V197H213ZM227 198V197H226ZM88 198H86V200H87ZM109 199V200H110ZM186 199V198H185ZM205 199H201V200H205ZM96 200V199H95ZM97 200H99V199H97ZM101 200V199H100ZM99 200V201H100ZM107 200V199H106ZM89 201V202H90ZM99 201H97V202H99ZM115 201V200H114ZM93 202V201H92ZM106 202V201H105ZM108 202V201H107ZM207 202V201H206ZM209 202V201H208ZM91 203V202H90ZM90 203H89V206H91L90 205ZM100 203V205L99 206H101V202H99ZM188 203H189V205H190V207H193L194 209H192L191 211H192V213H189L190 214V217H192L193 218V220H194V217L192 216V215H194V216H196V219H198V214L200 213L201 214V210L203 211V210H206V208H205V206L202 204V203H199V202H194V204H192V203H190L189 201H188ZM211 203H213V202H211ZM225 203V204H224ZM93 204H95V203H93ZM105 204V203H104ZM109 204H111V202H109ZM109 204L107 203V206H109ZM209 204V203H208ZM217 204V203H216ZM222 206L223 205H226V207H228V203H227V201L225 200V199H222V201H221V203H220ZM86 205H88V203L86 204ZM103 205V204H102ZM114 205V204H113ZM211 205V204H210ZM210 205H208V206H210ZM219 205V204H218ZM221 205H219V207L221 206ZM45 206V205H44ZM44 206H43V209H44ZM89 206H88V208H89ZM97 206V205H96ZM98 206V207H99ZM111 206L112 205H110V208L109 207H107V212H108V209H109V211H110V209H111ZM120 206V205H119ZM207 206V205H206ZM103 207H104V209H105V207L106 206H104L103 205ZM115 207H117V206H115ZM114 206H113V208H114V212H115V209L117 210V209H121L122 207H118V208H115ZM128 207V206H127ZM130 207V206H129ZM212 208L214 207V206H211ZM210 207V208H211ZM229 207H231V206H229ZM32 208V207H31ZM45 210H47L48 208L45 206ZM95 208H97V207H95L94 206V209ZM112 208V209H113ZM218 208V207H217ZM224 208V207H223ZM42 209V208H41ZM41 209H38L37 210V208H36V210L39 212V210L41 211ZM91 209H93V208H91ZM99 209H101V208H99ZM128 209V208H127ZM131 209V208H130ZM133 209V208H132ZM131 209V210H132ZM219 209V208H218ZM234 209V208H233ZM236 209V208H235ZM234 209V210H235ZM123 209H121V211H122ZM131 210H130V212H131ZM167 210H168V208H167ZM208 210V209H207ZM207 210H206V212H207ZM231 210L232 209H230V208H228V209H226L225 210V212H224V210H221V212H224V218H225V220H229V221H233V220H235V218L233 219V217L232 218H230V217H228V215L227 214H230L231 213ZM22 213H23V219H26V222L25 223H28L29 224V222H31L32 223V221L34 220L33 219V216L31 217V221L29 220V217H27L26 216V214L29 216L30 214H33V213H31L29 210H28V212H26V211H22V210H20ZM36 211V212H37ZM93 211V210H92ZM95 212H96V210H94ZM101 211V210H100ZM100 211H98L97 210V212H100ZM134 211V210H133ZM136 211V210H135ZM215 211V210H214ZM29 212H30V214H29ZM43 212H45V214H46V211H43ZM89 212V211H88ZM103 212L105 213L106 211H104L103 210ZM114 212H112V213H114ZM119 212V211H118ZM123 212H124V210H123ZM122 212V213H123ZM211 212H213V211H211ZM217 212V211H216ZM216 212L214 213V214H216ZM42 213V212H41ZM87 213V212H86ZM111 213V214H112ZM120 213V212H119ZM34 214H35V208H34ZM33 214V215H34ZM37 214H39V213H37ZM43 214L44 213H42V216H43ZM91 214V213H90ZM89 214V215H90ZM108 214V213H107ZM117 214V213H116ZM115 214V216H116V219H117V215ZM199 214V215H200ZM206 214V213H205ZM40 215V214H39ZM88 215V214H87ZM92 215V214H91ZM105 215V214H104ZM110 215V214H109ZM188 215V214H187ZM218 215H219V213H218ZM27 218H26V217ZM37 216V215H36ZM41 216V217H42ZM45 216V215H44ZM86 216V215H85ZM108 216V215H107ZM114 216V215H113ZM118 216H120V215H118ZM121 216H123V214H121ZM202 216V215H201ZM205 216V215H204ZM210 216H211V214H210ZM86 217H88V216H86ZM90 217V216H89ZM91 217H94V215H92ZM97 217V216H96ZM111 217V216H110ZM216 216L214 215V217L212 216V217H209V218H206L205 219V221L208 223V224H211V225H213L212 227H210V226H205V228L206 227H208L209 229H211L212 231H216V232H218L217 230L219 229V225H221L224 221H222V220H220V218L218 219L217 217L215 218ZM221 217V216H220ZM83 219L85 218V217H82ZM121 218V217H120ZM191 218V219H192ZM202 218V217H201ZM40 219V218H39ZM44 219V218H43ZM91 219H94V220H96L95 218H91ZM113 219H114V217H113ZM41 220H42V218H41ZM45 220V219H44ZM43 220V221H44ZM86 221L88 220V219H85ZM100 220V219H99ZM115 220V219H114ZM200 220V219H199ZM198 220V221H199ZM204 220V219H203ZM93 221V220H92ZM97 221H98V217H97ZM96 221V222H97ZM197 221V222H198ZM92 223V222H91ZM94 224H95V222H93ZM102 223V222H101ZM136 223V222H135ZM200 223V222H199ZM226 223V222H225ZM231 223V222H230ZM82 224V223H81ZM85 224V223H84ZM93 224V225H94ZM98 224H99V221H98ZM90 223H89V227H90ZM93 225H92V227H93ZM101 225V224H100ZM200 225H201V223H200ZM225 225V224H224ZM227 226H228V224H226ZM225 225V226H226ZM230 225V224H229ZM13 224H12V222L10 221V220H3V221H0V249L2 250L3 249V247L5 246V247H7V248H9L7 251H9L10 250V248L12 247V248H14V249H16V253L19 251L20 252V250H19V248L20 247H22L24 244H26V243H23V245H22V240H23V238L22 239H19V238H15L14 236V229H15V226H14V228H13ZM87 226V225H86ZM94 226H96V225H94ZM159 226V225H158ZM73 227V226H72ZM101 227V226H100ZM99 227V225H98V229L100 228ZM104 227H106V226H104ZM230 227V226H229ZM221 228V227H220ZM73 229V231H75L74 230V228H72ZM72 229H71V232H72ZM94 229V228H93ZM95 229H96V227H95ZM101 229V228H100ZM99 229V230H100ZM102 229H103V226H102ZM97 230V229H96ZM103 230H105V229H103ZM102 230V231H103ZM226 230H227V228H226ZM230 230V229H229ZM66 231V230H65ZM88 231H89V228H88ZM95 231V230H94ZM245 231V230H244ZM252 231V230H251ZM250 231V232H251ZM34 232V231H33ZM33 232H31L32 233V235H33ZM71 232H69V233H71ZM91 232V231H90ZM96 232V231H95ZM100 232V231H99ZM256 232V231H255ZM36 233V232H35ZM92 233V232H91ZM217 234V233H216ZM221 234H222V238H224L227 234L225 233V229H224V231L223 232H221ZM249 233H247V235H246V233H245V235L247 236V237H251L250 235H248ZM35 235V234H34ZM33 235V236H34ZM92 235H95L94 233H92ZM96 235H98V233L96 232ZM219 235V234H218ZM235 235V234H234ZM27 236V235H26ZM29 236H30V234H29ZM40 236V235H39ZM38 236V237H39ZM69 236V235H68ZM91 236V235H90ZM41 237H42V235H41ZM40 237V238H41ZM57 237V236H56ZM62 237V236H61ZM97 237V236H96ZM34 238V237H33ZM37 238V237H36ZM39 238V239H40ZM58 238H60V237H58ZM66 238V237H65ZM70 239H73V237H69ZM95 238V237H94ZM99 238V237H98ZM24 239H26V238H24ZM41 239H43V237L41 238ZM52 239V240H51ZM50 240L51 241H53V238H51ZM57 239V238H56ZM91 239H92V237H91ZM239 239V238H238ZM27 240V239H26ZM32 240V239H31ZM31 240H30V242H31ZM34 240V239H33ZM55 240V239H54ZM59 241H57L58 243H63V242H60L61 240L60 239H58ZM63 240H65V239H63ZM62 240V241H63ZM77 240H80V239H77ZM90 240V239H89ZM96 240H98V239H96ZM246 240V242L248 241L250 244H252V246L254 247V244L252 243V241L251 240H248V239H245ZM24 241V240H23ZM36 241V240H35ZM44 241V240H43ZM48 241V240H47ZM84 241V240H83ZM95 241V240H94ZM28 242V241H27ZM30 242H28V243H30ZM42 242V241H41ZM41 242H39L38 241V243L40 244ZM46 242V241H45ZM65 242V241H64ZM71 242V241H70ZM73 242H74V240H73ZM90 242V241H89ZM92 242V241H91ZM129 242V241H128ZM245 242V241H244ZM246 242H245V244H246ZM27 243V245H28V247H29V244ZM37 243V244H38ZM69 243V242H68ZM75 243V242H74ZM79 243V242H78ZM97 243V242H96ZM256 243H257V241H256ZM95 244V243H94ZM245 244H242L243 246L245 245ZM260 244V243H259ZM22 245V246H21ZM53 245V244H52ZM58 245V244H57ZM59 245H61V244H59ZM64 245V244H63ZM70 245V244H69ZM77 245V244H76ZM75 245V246H76ZM241 245V244H240ZM31 246H32V244H31ZM75 246H73V247H75ZM251 246V245H250ZM24 247H25V245H24ZM28 247L27 248H25V250L27 249V250H29L28 249ZM53 247V246H52ZM253 247H251L252 249H253ZM70 248V247H69ZM76 248V247H75ZM158 248V247H157ZM243 248V247H242ZM241 248V249H242ZM250 248V249H251ZM52 249V248H51ZM50 249V250H51ZM58 249V248H57ZM71 249H73V248H71ZM78 249H80V248H78ZM258 251H259V248H258V243H257V248H256ZM4 250V249H3ZM6 250V249H5ZM21 250H22V248H21ZM24 250V251H25ZM59 250V249H58ZM65 250H66V248H65ZM254 250V249H253ZM252 250V251H253ZM23 251V250H22ZM23 251V252H24ZM63 251V250H62ZM61 251V252H62ZM67 251V250H66ZM79 251V250H78ZM243 251V250H242ZM5 253H3L4 254V257H5V259H6V257L8 258V257H11V258H8V259H11V260H13L14 258H16V253L15 252H12V253H14L16 256H14V254L13 255H7L6 253V251H4ZM18 252V253H19ZM26 252V251H25ZM49 252V251H48ZM74 252V251H73ZM255 252V251H254ZM57 253H58V251H57ZM65 253H67V252H65ZM79 253V252H78ZM9 254H11V251L9 252ZM23 254V253H22ZM34 254V253H33ZM40 254V253H39ZM43 254V253H42ZM46 254V253H45ZM70 254V253H69ZM18 255H20V253L18 254ZM37 255V254H36ZM35 255V256H36ZM12 256H14V257H12ZM21 256H23V255H21ZM21 256H19V257H21ZM25 259L23 258L22 260H24V262H27L29 259H28V257H29V252L27 253V254H25ZM50 256V255H49ZM48 256V257H49ZM61 256V255H60ZM255 256H257V255H255ZM3 256H2V258H4ZM46 257H47V255H46ZM51 257V256H50ZM53 257V256H52ZM56 257H58V255L56 256ZM258 257H259V262H260V255L258 254ZM18 258V257H17ZM17 258H16V260H17ZM19 260H20V258H18ZM40 259V258H39ZM11 260H9L6 264H8ZM32 260V259H31ZM51 260V259H50ZM55 260V259H54ZM1 261V260H0ZM17 263H19V262H21V261H16ZM23 262V261H22ZM22 262H21V264H22ZM36 262V261H35ZM10 263H13V262H10ZM14 263H15V261H14ZM17 263H15V264H17ZM37 263V262H36ZM54 263V262H53ZM52 263V264H53ZM55 264V263H54ZM256 264H257V261H256ZM260 264V263H259Z\"/></svg>", "mask_w": 264, "mask_h": 264}, {"label": "flooded vegetation", "instance_id": "flooded-vegetation-1", "mask_svg": "<svg viewBox=\"0 0 264 264\" xmlns=\"http://www.w3.org/2000/svg\"><path fill=\"white\" fill-rule=\"evenodd\" d=\"M231 77V75H228L227 77H224V76H221V77H219V79H222V78H228V77ZM232 76H236L235 74H232ZM240 77H242L246 82H249L251 85H253V86H257V83L255 82V80H252L251 79V76H247V75H245V76H240ZM204 92V94L206 93V94H209L207 91H203Z\"/></svg>", "mask_w": 264, "mask_h": 264}]
</instances>
